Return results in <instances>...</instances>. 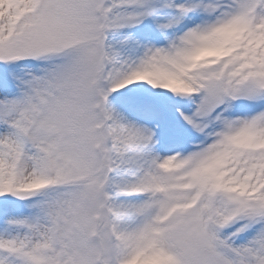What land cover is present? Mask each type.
<instances>
[{
    "label": "snow or ice",
    "instance_id": "snow-or-ice-1",
    "mask_svg": "<svg viewBox=\"0 0 264 264\" xmlns=\"http://www.w3.org/2000/svg\"><path fill=\"white\" fill-rule=\"evenodd\" d=\"M0 264H264V0H0Z\"/></svg>",
    "mask_w": 264,
    "mask_h": 264
}]
</instances>
